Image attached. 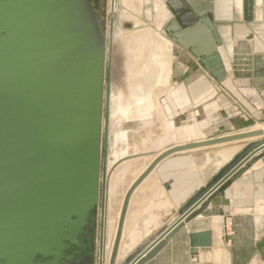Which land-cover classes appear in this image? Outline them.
I'll use <instances>...</instances> for the list:
<instances>
[{
	"label": "water",
	"instance_id": "1",
	"mask_svg": "<svg viewBox=\"0 0 264 264\" xmlns=\"http://www.w3.org/2000/svg\"><path fill=\"white\" fill-rule=\"evenodd\" d=\"M165 6L174 17L164 28L172 44L188 51L215 81L235 80L227 52L217 51L211 16L195 15L180 0ZM201 30L206 48L193 46ZM113 31L114 18L107 26L92 0H0V264H61L76 256L105 264L110 179L125 158L109 168ZM262 136L264 129L157 153L126 192L109 264L155 258L184 228L178 226L182 221L206 212L225 188L258 160L264 162V141L241 144ZM233 143L245 148L182 208V217L117 261L132 196L155 169L173 155ZM188 238L191 264L213 252L209 244L198 245L194 234Z\"/></svg>",
	"mask_w": 264,
	"mask_h": 264
},
{
	"label": "crops",
	"instance_id": "2",
	"mask_svg": "<svg viewBox=\"0 0 264 264\" xmlns=\"http://www.w3.org/2000/svg\"><path fill=\"white\" fill-rule=\"evenodd\" d=\"M167 1L156 0L165 10L163 18L168 16L165 6ZM180 2L197 16H211L220 45L217 51L222 48L227 52L236 78L215 81L188 51L177 47L183 55L182 64L175 70V79L177 83H181L173 89V96L164 103L165 116L173 122V145L264 129V0ZM172 18L174 17H168L164 28ZM197 35L193 46L206 48L207 41L204 40L203 31L197 32ZM260 140L264 141V136L241 144ZM237 144L239 143L176 154L163 161L132 196L117 261L126 258L164 226L178 221L182 217V208L222 170L224 164L220 166L219 159L212 158V155L220 154L219 150L224 147L245 148V145L238 147ZM173 145L164 147L159 153ZM206 151L209 152L210 162L206 161L208 154L205 153L204 157L200 155ZM177 159H185L191 163L184 167L165 168V163ZM133 204L137 206L133 207ZM202 204L193 212H198ZM208 212L210 217L205 216ZM129 220L134 221L133 224ZM182 225L184 228L173 237L167 247L146 264H191L188 238L191 233L196 236L198 245L209 244L213 249L209 254L196 256L200 260L199 264H264L263 159L258 160L230 187L225 188L209 204L206 212L189 223L182 221L178 226ZM116 230L113 236L107 235L106 238L105 264L110 261ZM97 240L99 241L98 238ZM164 241L165 238L160 243ZM124 242L127 244L125 247Z\"/></svg>",
	"mask_w": 264,
	"mask_h": 264
},
{
	"label": "rangeland",
	"instance_id": "3",
	"mask_svg": "<svg viewBox=\"0 0 264 264\" xmlns=\"http://www.w3.org/2000/svg\"><path fill=\"white\" fill-rule=\"evenodd\" d=\"M115 1H116L115 8L112 7V4H111L112 0H101L100 1L101 2L100 6L102 10L101 17L106 21L107 26H109V22L111 18L112 17L114 18L113 38L115 41V45H117V41L119 42L120 39H122V37L124 38V36L125 37L135 36L139 32L143 31V32L155 33L161 36L164 41L170 44L169 46L174 47L172 51L173 53L171 54L172 57H170L171 60L168 64V70L165 75L166 80H163V82L166 83L164 84L165 86L163 87H165L166 89L162 90L161 87L155 88L150 82V83H147V85H145L142 92H139L138 95H141V96L139 97L136 96V98L133 97L135 96V94L131 93V91L128 90L129 89L128 86H130L132 83L135 82L136 77H138L139 75V74L137 75L138 72L133 67H130V72H131L132 77L130 76L129 78H127V80H125L124 73L126 72L125 71L126 68H124L122 63L118 61L116 57H114V70H113L114 71L113 72L114 84H113V96H112L113 102L111 104L112 110H113L111 113L112 119H113V124H112L113 125V137H112L113 140H112L110 156L111 157L115 155H118L115 157L122 156L120 157L122 160L125 157L124 161H122L123 163L117 164V167L119 168L122 164L124 163L126 164L128 161L130 162L132 160L141 159L144 157L146 158V160L152 161L155 155L159 153L161 149H163L164 147L168 145H173V141L175 140L173 139V132H172L173 122L167 120L165 116V111H164L165 104L164 103L167 102V98H170L173 96L172 94L173 89H175V87L181 83L179 81L178 83L176 82L177 80L175 79V72L177 71V66L179 64H182L183 52L177 49V47L174 44H172V42L165 35L164 25H165V22L168 16L162 19L157 17L158 15L155 11V6H154V3L156 2V0H153L152 2L153 6L149 4H144L145 1L148 2L147 0H129V1L128 0H115ZM137 2L139 3L137 4ZM151 10H153L152 15H151ZM125 23H131L133 24V27L124 28L123 25ZM118 50H122V48H117L116 52L114 51L115 56H116V53L117 55L120 54ZM163 91H164V94H163ZM144 97L145 99H149V100L156 99L155 105L158 107L156 108L159 109L162 112V114H164V116L156 120L145 121L143 123L145 127L142 128V127H138L139 124H138V121H136L137 118L134 117V114L137 108V101L138 100L142 101ZM173 102H174V99H173ZM119 109H121L120 112H119ZM132 118L135 120V121L133 120L134 122H132L131 120ZM162 119H163V122H162ZM160 125L162 128L160 127ZM167 125L168 127H166ZM149 128L150 130L148 131ZM161 130H162V133H161ZM144 132L145 134L147 133L146 135L150 136L149 141L146 140L145 137H143L145 134H142V133ZM138 136L140 137L137 138L136 141H134V138ZM157 136L158 137L160 136L159 137L160 139ZM224 148H222L220 151H222ZM205 153L208 154L209 152L206 151V152L200 153L201 157H204ZM195 154H198V153H195ZM111 157L110 159H112ZM115 157H113L112 160H109V163L111 161V167L119 159V158L116 159ZM208 157H209V154L206 156V161L210 162L208 160ZM117 167L116 169H118ZM173 168H178V167H173ZM110 181H112V178L110 179ZM110 185H111V182H110Z\"/></svg>",
	"mask_w": 264,
	"mask_h": 264
},
{
	"label": "bare ground",
	"instance_id": "4",
	"mask_svg": "<svg viewBox=\"0 0 264 264\" xmlns=\"http://www.w3.org/2000/svg\"><path fill=\"white\" fill-rule=\"evenodd\" d=\"M138 3L139 2H137V4ZM111 4H112V7L115 8L116 1L115 0H112ZM138 6H136V7H138ZM154 6H155V11H156V13L158 15L157 17L158 18H163V16H165L164 15L165 10H164L162 4H160L158 2H155L154 3ZM169 45L170 44H168L166 41H164L161 36H159V35H157L155 33L143 32V31L142 32H139L135 36H127V37L124 36V38L122 37V39H120L119 42L117 41V45H115V52H116V49L117 48H122V50H118L120 52V54L117 55V53H116V56L115 57H116V59L118 61H120L122 63V65L124 66V68H126L125 69L126 72L124 73L125 80H127V78H129L130 76L132 77L131 72H130V67H133L138 72L137 75L139 74L138 77H136V80L134 79L135 82L132 83L130 86H128V88H129L128 90L131 91V93H134L135 94V96H133V97L136 98V96H138V97L141 96V95H138L139 92H142L143 89H144V87H145V85H147V83H150V82L152 83V85L155 88L161 87L162 90L166 89L165 87H163V86H165L164 84H166V83L163 82V80H166L165 79L166 78L165 75H166V72L168 70V64H169V62L171 60L170 57H172L171 56V54L173 53L172 52L173 51L172 48H174V47H171ZM163 94H164V91H163ZM155 103H156V99L155 100H153V99L152 100H149V99H145V97H144V99L142 101H140V100L137 101V108H136L134 117L137 118L136 121H138V124H139L138 127L144 128L145 125L143 123L145 121H147V120H156V119L161 118V117L164 116V114H162V112L159 109H157L158 107L155 105ZM120 110L121 109H119V112H120ZM131 120H132V122L135 121L133 118ZM162 122H163V119H162ZM161 125H160V127H161ZM149 130H150V128L148 129V131ZM161 133H162V130H161ZM142 134H145V132L142 133ZM146 134L143 137H145L146 140L149 141L150 140V136L149 135H146ZM160 136H161V134H160ZM139 137L140 136L135 137L134 138V141H136L137 138H139ZM151 138H152V136H151ZM133 143H135V142H133ZM235 148H237V147L236 146H231V147H228L226 149H223L222 151L219 150L220 151V154L212 155V158L219 159V163L221 164L220 166H222L223 164H225L226 162H228L238 152V150H240V149H235ZM126 150H128V149H126ZM125 154H127V153H125ZM115 156H118V155H115ZM115 156H113V157H115ZM113 157H111V158L113 159ZM120 157H122V156H120ZM120 157H115V158L116 159L119 158L118 160H120L121 159ZM112 159H110V160H112ZM115 161H117V160H115ZM151 162L152 161L146 160L145 157L144 158H141V159H135V160H132L130 162L128 161L126 164L125 163L122 164L119 168L117 167L118 169H116V171L111 175L112 181H110L111 182V185L109 187V189H110L109 190L110 191L109 193L110 194H109V203H108V210H107L108 211V213H107V227H108L107 228V235L113 236L114 233H115V230L117 228V223H118L119 215H120V211H121V208H122V203H123V200H124V197L126 195V192H127L128 188L134 182V180L146 169V167ZM190 162L191 161H188V160H185V159H177L175 161H172L171 160V161H168L167 163H165L166 164V167L165 168L171 169L173 167H184V166L188 165ZM109 167H111V161L109 163ZM149 177H151V175ZM146 194L148 195V192ZM141 199H142V201L144 200L143 198H141ZM136 200H137V198H136ZM153 202L154 201H152V203ZM137 204H140V203H137ZM134 206H137V205H134L133 204V207ZM132 210H134V208ZM146 213H148V212H146ZM133 214H135V213H133ZM158 214H160V213L158 212ZM131 216H132V214H131ZM159 217H161V215H159ZM130 219H132V217ZM133 220H135V219H133ZM129 222H131V220H129ZM129 222L127 224H129ZM132 222H134V221H132ZM155 224H158V223H155ZM148 228H150V227H148ZM153 228H155V227H153ZM108 238L110 239V237H108ZM144 239H142V240H144ZM126 240H127V238H126ZM122 243H123V241H122ZM126 243H129V242L127 241ZM124 244H125V242H124Z\"/></svg>",
	"mask_w": 264,
	"mask_h": 264
},
{
	"label": "flooded vegetation",
	"instance_id": "5",
	"mask_svg": "<svg viewBox=\"0 0 264 264\" xmlns=\"http://www.w3.org/2000/svg\"><path fill=\"white\" fill-rule=\"evenodd\" d=\"M100 1L101 0H92L95 10L97 11V13L100 16H102V10H101V6H100L101 2ZM109 24H110V22H109ZM89 263H90L89 257L83 258L82 256H76L70 262H63L61 264H89Z\"/></svg>",
	"mask_w": 264,
	"mask_h": 264
}]
</instances>
